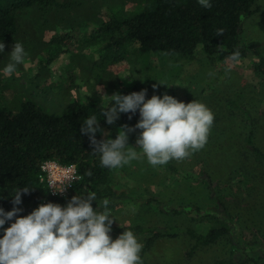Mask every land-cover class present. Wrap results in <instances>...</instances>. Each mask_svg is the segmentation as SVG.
I'll return each instance as SVG.
<instances>
[{
  "label": "trees",
  "instance_id": "obj_1",
  "mask_svg": "<svg viewBox=\"0 0 264 264\" xmlns=\"http://www.w3.org/2000/svg\"><path fill=\"white\" fill-rule=\"evenodd\" d=\"M259 1L212 0V8L203 9L196 0H144L138 9L122 17H110L100 24L97 34L107 39L100 58L103 62L115 63L123 59L125 44L132 42L140 55L164 52L170 56L189 57L200 46L220 62L231 63L229 57L235 51L240 52L241 60L251 50L243 40L245 22L259 11ZM69 6L73 4L60 0H0V41H15L21 11L29 8L48 11ZM221 28L223 36L217 35V29ZM254 58L251 68L264 81V55L257 54ZM141 89L146 88L134 83L129 89L118 88L117 92L126 95ZM259 94L261 97L257 98L239 91L228 97L229 118H232L228 129H211L204 148L191 154L198 163L196 174L191 176L206 198L184 205H166L163 209L169 216H182L188 221L185 226L136 223L116 228L113 239L124 230H132L143 238L140 253L143 258L158 240L184 234L191 242L188 257L204 247L222 242L230 247L228 259H217L210 264L249 261L264 264L263 257L253 258L244 253L239 215L230 200L237 190L248 193L264 188V119L257 115L264 89ZM151 96L147 90L146 99ZM107 103L90 96L61 114L46 111L28 99L21 101L15 110L0 106V207L11 210V195L17 188L29 186V192L22 194V204L18 205L23 209L19 215H27L41 203L63 206L73 195L88 191L97 195V204L94 201L93 208L105 199L109 201L108 210L112 208L111 170L101 166L99 154L92 153L89 138L81 134L80 127L84 118L95 115L100 119L101 129L114 139L119 127L134 126L139 114L132 115L131 119L128 118L131 114H121L115 124L109 126L102 116ZM138 131L128 134L129 145L136 141ZM96 138L103 137L97 133ZM47 160L76 165L81 179L66 197L49 196L47 188L40 182V165ZM166 166L171 171L177 169L173 160ZM147 201H154L157 207L166 204L155 198ZM196 223L207 225L206 230L197 231ZM8 226L6 223L4 227Z\"/></svg>",
  "mask_w": 264,
  "mask_h": 264
},
{
  "label": "rangeland",
  "instance_id": "obj_2",
  "mask_svg": "<svg viewBox=\"0 0 264 264\" xmlns=\"http://www.w3.org/2000/svg\"><path fill=\"white\" fill-rule=\"evenodd\" d=\"M60 1L73 6L48 11L29 8L19 13L15 41L3 42L4 53L0 54V106L15 110L21 101L28 99L46 111L61 114L90 96L107 102L109 98L104 95L111 96L118 88L129 89L137 83L151 95L168 94L185 103L194 99L204 103L214 114L211 129H228L232 120L228 97L239 91L261 97L264 81L251 65L257 54L264 55V0L259 1V11L245 22L243 40L251 47L250 53L235 65L218 61L200 46L189 57L164 52L140 55L132 42L125 44L123 59L103 62L100 56L107 39L97 34L100 24L138 9L144 0ZM15 42L23 44L25 60L7 77L2 70L10 62ZM257 115L264 119V98L257 107ZM130 146L138 147L135 142ZM173 161L175 171L166 164L153 167L146 158L111 170L114 205L109 211L116 219L110 233L112 238L116 228L136 223L157 226L188 223L182 216L167 215L163 209L166 205L193 203L206 195L191 176L196 174L198 164L194 156ZM233 194L230 200L239 215L243 251L253 258H264V188L248 193L237 190ZM150 198L166 204L157 207L154 201H147ZM194 227L204 232L207 225L196 223ZM136 237L143 244V238ZM190 245L184 234L160 239L143 256L142 264H210L217 259H228L230 254L229 245L219 242L188 257Z\"/></svg>",
  "mask_w": 264,
  "mask_h": 264
},
{
  "label": "clouds",
  "instance_id": "obj_3",
  "mask_svg": "<svg viewBox=\"0 0 264 264\" xmlns=\"http://www.w3.org/2000/svg\"><path fill=\"white\" fill-rule=\"evenodd\" d=\"M196 2L203 9L212 8V0ZM223 34L222 28L217 29V35ZM4 48L0 41V54ZM25 55L23 44L15 42L3 74L11 77L17 66L23 64ZM229 60L233 65L238 64L240 52H233ZM104 96L109 98L102 111L107 125H114L121 114H131L129 119L139 114L135 125H122L114 139L101 129L100 119L95 115L83 119L80 132L88 136L92 153L99 154L104 168L119 169L142 158L153 167L163 166L171 160L188 158L203 149L208 141L214 114L202 102L194 99L185 103L168 94L146 99V89ZM137 130L138 147H132L128 134ZM97 133L103 138L97 140ZM77 179L75 175L66 177L53 183L50 190L54 194L63 193ZM28 192L29 186L17 188L11 195V210L0 207V264H142L143 244L132 230H124L115 239L111 237L116 219L108 210L107 199L93 208L97 195L88 191L73 195L63 206L41 203L27 215H19L23 211L18 207L22 204V194ZM6 223L9 226L5 228Z\"/></svg>",
  "mask_w": 264,
  "mask_h": 264
},
{
  "label": "built area",
  "instance_id": "obj_4",
  "mask_svg": "<svg viewBox=\"0 0 264 264\" xmlns=\"http://www.w3.org/2000/svg\"><path fill=\"white\" fill-rule=\"evenodd\" d=\"M73 175L77 176L78 179L73 182L72 187H69L65 192L54 194L50 190L53 183H58L66 177H71ZM38 177L40 182H42L47 188L48 195L56 198H62L69 195L75 183L81 179L75 164H62L56 160L44 161L40 165V173Z\"/></svg>",
  "mask_w": 264,
  "mask_h": 264
}]
</instances>
